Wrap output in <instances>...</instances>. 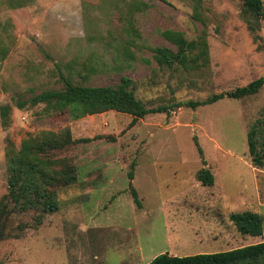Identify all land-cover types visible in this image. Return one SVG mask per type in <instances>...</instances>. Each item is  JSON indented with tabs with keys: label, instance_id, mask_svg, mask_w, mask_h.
<instances>
[{
	"label": "rangeland",
	"instance_id": "374dc122",
	"mask_svg": "<svg viewBox=\"0 0 264 264\" xmlns=\"http://www.w3.org/2000/svg\"><path fill=\"white\" fill-rule=\"evenodd\" d=\"M8 2L0 0V107H11L9 126L0 120V202L7 148L18 150L28 136L62 141L69 134L75 142L47 158L56 169L72 167L76 181L56 188L58 211L40 225L33 215L8 221L0 264H148L161 254L186 257L264 241V234L241 236L229 220L245 211L264 219V166H253L247 146L253 129L264 155V88L239 100L175 108L264 77V20L250 31L242 0H31L15 9ZM164 32L198 45L185 60L159 65L155 49L178 51ZM63 78L88 87L126 78L146 109L167 107V114L130 126L132 116L114 111L73 121L30 103L62 90ZM17 100L27 105L19 110ZM202 168L213 186L196 180ZM128 245L135 255L125 257Z\"/></svg>",
	"mask_w": 264,
	"mask_h": 264
},
{
	"label": "trees",
	"instance_id": "16d2710c",
	"mask_svg": "<svg viewBox=\"0 0 264 264\" xmlns=\"http://www.w3.org/2000/svg\"><path fill=\"white\" fill-rule=\"evenodd\" d=\"M31 0H9L8 6L12 9L22 8ZM201 2V0H191ZM244 9L242 18L250 31H255L264 20L263 0H242ZM196 8V7H195ZM163 37L178 47L173 54L166 48L155 49V58L159 65L171 67L175 61H183L185 52L197 47V43L187 42L180 33L164 32ZM199 46L206 49L203 39ZM64 86L60 91H47L31 99L33 105L44 104L52 113H67L73 121L85 116H93L108 111L132 116L130 126L135 125L138 120L149 114L166 113L167 107L146 109L138 101L131 88L130 80L122 78L116 86L88 87L73 85L63 78ZM264 88V77L251 81L243 87H237L232 91L214 94L204 101H189L184 104H176L175 108L189 107L196 109L214 104L224 98L239 100L256 95ZM17 109L22 110L27 102L17 100ZM11 107L4 105L0 107V120L3 127L10 123ZM255 131L251 129L247 134L248 152L254 167L264 166V155L260 154L257 147ZM67 134L60 141L53 134H44L42 137L28 136L20 143V148H7L6 161L9 172L7 182V194L0 202V240L5 236V226L15 215H33L32 219L36 225L41 224V217L56 213L59 208L56 188L70 186L75 183L76 175L74 169L63 165L56 169L54 160H50L48 154L73 144ZM198 153L202 156V150L195 141ZM205 165V163H204ZM129 180H133L132 171L128 173ZM196 180L202 186L214 185V177L207 168H202L196 173ZM129 192L133 202L138 208L141 207L136 190L130 185ZM38 213V215H36ZM230 222L241 236L261 237L264 233V219L254 212L232 213ZM22 230L24 226H21ZM148 264H264V241L247 245L229 251L197 254L186 257H175L161 254Z\"/></svg>",
	"mask_w": 264,
	"mask_h": 264
},
{
	"label": "crops",
	"instance_id": "0c3cea01",
	"mask_svg": "<svg viewBox=\"0 0 264 264\" xmlns=\"http://www.w3.org/2000/svg\"><path fill=\"white\" fill-rule=\"evenodd\" d=\"M122 253L125 255V257H129V256H132V254L135 255L134 254L135 250H134V248H131V245H128V248L126 247V249H123ZM127 263H129V262H127Z\"/></svg>",
	"mask_w": 264,
	"mask_h": 264
}]
</instances>
